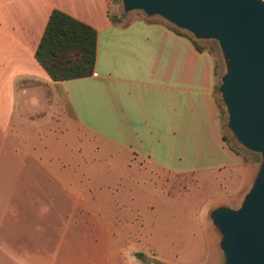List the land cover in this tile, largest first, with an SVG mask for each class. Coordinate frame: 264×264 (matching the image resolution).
I'll return each mask as SVG.
<instances>
[{
    "label": "crops",
    "instance_id": "0c3cea01",
    "mask_svg": "<svg viewBox=\"0 0 264 264\" xmlns=\"http://www.w3.org/2000/svg\"><path fill=\"white\" fill-rule=\"evenodd\" d=\"M112 3L0 0V247L5 264H58L55 254L35 247V231L40 240L42 229L36 224V210L56 208L58 195L72 221L75 204L89 212L88 201L74 193L68 160L51 158L43 167L42 160L35 162L30 152H19L15 144L32 151L51 149L48 144L67 148L73 144L76 126L96 144L113 146L125 166L151 168L168 182L188 176L197 184L213 182L220 191L205 209L207 220L215 206L237 207L252 183L257 166L227 134L211 50L198 41L204 47L199 51L190 37L167 21L142 12L121 14L122 21L114 24L109 18ZM55 10L97 31V62L91 77L54 82L37 61ZM40 169L49 180L48 189L42 188ZM118 198L115 212L123 202ZM26 209L32 247L23 253L14 221ZM113 221L122 219L115 214ZM202 227L212 252L207 264H222L217 233L209 220ZM73 254L71 247L59 264H74ZM136 254L141 253L132 258L139 261Z\"/></svg>",
    "mask_w": 264,
    "mask_h": 264
},
{
    "label": "rangeland",
    "instance_id": "374dc122",
    "mask_svg": "<svg viewBox=\"0 0 264 264\" xmlns=\"http://www.w3.org/2000/svg\"><path fill=\"white\" fill-rule=\"evenodd\" d=\"M110 13L123 14L121 0L113 1ZM201 43L214 55L219 87L225 71L219 44L216 41ZM218 97L224 109L222 118L227 123L228 115L219 93ZM227 134L247 160L258 167L260 156L241 148L228 130ZM73 136V144H67V148L63 144H48L47 148L51 149L44 150L43 146L32 151L27 145L15 144L19 152H30L35 162L42 160L43 167L51 158L68 160L71 166L67 172L72 174L74 193L88 201L89 212L75 204L73 221L64 213L66 209L61 206L60 195L55 198L56 208L42 206L37 209L36 224L40 223L42 229L40 240L39 231H35L36 249L43 254H55L52 257L58 264L71 247L74 264L209 263L211 245L202 225L209 220L205 216L207 205L220 191L217 185L213 182L197 184V179L192 176L168 182L151 168L140 170L137 164H121L113 146L96 144V140L76 126ZM38 173L42 176V188H50L44 170L40 169ZM67 183L69 186L70 180ZM117 198L123 202L115 212ZM26 210H21L14 221L17 228L14 231L21 236L23 253L32 247L28 239L30 224ZM115 214L122 219L120 223L113 221ZM7 227L9 225L5 229ZM1 228L0 222V232ZM134 253L142 254H136L139 261L133 260ZM0 264H5L1 247Z\"/></svg>",
    "mask_w": 264,
    "mask_h": 264
},
{
    "label": "water",
    "instance_id": "95a60500",
    "mask_svg": "<svg viewBox=\"0 0 264 264\" xmlns=\"http://www.w3.org/2000/svg\"><path fill=\"white\" fill-rule=\"evenodd\" d=\"M124 15L160 17L200 42L219 44L218 93L227 130L260 163L239 205L211 208L222 264H264V0H121ZM163 264V263H159Z\"/></svg>",
    "mask_w": 264,
    "mask_h": 264
},
{
    "label": "trees",
    "instance_id": "16d2710c",
    "mask_svg": "<svg viewBox=\"0 0 264 264\" xmlns=\"http://www.w3.org/2000/svg\"><path fill=\"white\" fill-rule=\"evenodd\" d=\"M113 1L118 2L119 0ZM109 18L114 24L122 21L120 16L110 12ZM167 24L178 33L190 37L199 51L204 49L190 34ZM36 59L54 82L91 77L97 62V31L91 26L55 10L50 15L36 52ZM221 109L223 114L222 105Z\"/></svg>",
    "mask_w": 264,
    "mask_h": 264
}]
</instances>
